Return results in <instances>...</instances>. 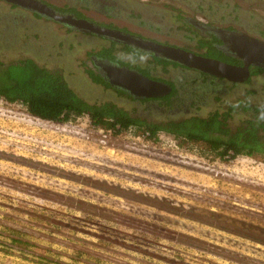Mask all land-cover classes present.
I'll return each mask as SVG.
<instances>
[{
  "label": "rangeland",
  "instance_id": "obj_1",
  "mask_svg": "<svg viewBox=\"0 0 264 264\" xmlns=\"http://www.w3.org/2000/svg\"><path fill=\"white\" fill-rule=\"evenodd\" d=\"M40 1L60 10L80 3ZM152 4L143 9L162 18L155 24L75 10L103 26L204 51L208 39L187 37L185 20L173 16L183 7ZM0 43L8 44L3 61L30 57L60 70L89 102L134 108L85 71L104 41L0 0ZM226 95L222 107L238 98L264 105V74ZM244 118L235 114L233 125ZM136 130L117 134L88 116L43 121L0 99V264H264V156L220 158L167 133L155 139Z\"/></svg>",
  "mask_w": 264,
  "mask_h": 264
},
{
  "label": "flooded vegetation",
  "instance_id": "obj_2",
  "mask_svg": "<svg viewBox=\"0 0 264 264\" xmlns=\"http://www.w3.org/2000/svg\"><path fill=\"white\" fill-rule=\"evenodd\" d=\"M75 2L74 0H72ZM123 3L121 0H79L80 3L70 4L69 10L67 12L56 11L54 6H50L48 3L46 5L55 8L54 10L57 13L61 14H71L78 19H85L93 24H96L101 27L108 28L114 31H120L122 33L132 35L134 37L153 41L161 45H166L172 48H178L187 52L194 53L203 57L210 59L218 60L228 64L242 66L243 62L236 58L231 51V43L241 36H250L256 39L264 40V17H261V14L264 10V0H126ZM161 2L163 5L172 4L181 6L184 9L180 11L177 16L173 14L176 19L185 20L186 23V36L187 37H199L206 38L207 41H201L200 49L204 50L203 52L199 51L196 48L184 47L180 45H174L170 42H164L154 38H146L142 34L134 33L130 30L120 28V27H111L103 26L101 23H97L96 18L89 19L84 15H79L74 12V9H85L96 14L103 12L108 18H113L119 20L125 16L131 21V23L149 22L156 23V21L162 20V18L153 16L146 12L144 7H155L153 2ZM244 1L243 3H241ZM251 2L249 6L245 7L243 4L246 2ZM259 6V7H258ZM160 7V6H158ZM166 8V6H163ZM30 10V9H29ZM32 11V10H31ZM184 11L192 13L194 17H188ZM166 13V12H165ZM166 15V14H165ZM49 19V18H48ZM89 19V20H88ZM53 20V19H51ZM54 21V20H53ZM56 22V21H55ZM138 26V25H137ZM191 30H190V28ZM73 28V27H71ZM76 29V28H75ZM79 30V29H78ZM78 33H81L85 36H91L95 39L104 41V46L99 47L97 51L105 52L99 56H89V60L92 66L96 69V72L108 83L107 70L103 66H117L121 68H126L145 78L158 82L170 87V91L166 92L163 95L157 97H146V96H136L129 92L126 89L120 88L118 86H113L124 92L130 93L132 99L129 98L126 94L116 92L120 97H124L126 100L131 102L135 108L132 107L128 111L132 114V117L140 118L147 121H159V114L165 115L168 111L169 115L176 116V111H183V113L191 114L198 113L203 109H207L211 104H215L214 101L208 97V94L215 92L217 96L219 95L222 98H225L226 93L231 90L240 89L248 85L252 77L257 75H252V69L250 67V77L243 81H231L225 77H220L213 75L204 71H201L197 68L186 66L182 63L169 60L162 56H157L156 54L140 49L138 47L132 46L136 49L139 55L127 51V48L121 43L115 41L108 37H103L91 32H85L79 30ZM211 49H214L226 56L223 58H216L208 56L211 52ZM112 56L116 59H113ZM162 60L163 62H158ZM254 70V68H253ZM264 72L258 74L261 75ZM101 85V84H99ZM176 89L177 93H173V89ZM183 98V100H182ZM182 100V101H181ZM202 100V101H201ZM164 102V103H160ZM168 102L169 105H166ZM199 102H204L201 103ZM211 104H210V103ZM184 105V108L181 110ZM200 105V108H199ZM169 107V109H168ZM212 107V106H211ZM171 109V110H170ZM213 109V108H212ZM137 111V113H136ZM181 114V112H178ZM142 114V115H141ZM200 114V113H198Z\"/></svg>",
  "mask_w": 264,
  "mask_h": 264
},
{
  "label": "trees",
  "instance_id": "obj_3",
  "mask_svg": "<svg viewBox=\"0 0 264 264\" xmlns=\"http://www.w3.org/2000/svg\"><path fill=\"white\" fill-rule=\"evenodd\" d=\"M9 4L12 7L26 10L35 17L51 20V18L48 19L38 12L16 4ZM55 10L67 12L69 9L60 10L56 8ZM74 12H76L75 9ZM58 23L66 27L68 32L79 31L67 24ZM7 46L6 43H0V57L5 53ZM124 47L127 48V51L139 55L134 47L129 45H124ZM104 53L103 51L91 52L89 55L90 57L99 56ZM208 56L226 58L214 49H211ZM112 58L116 59L113 56ZM154 58L158 62H163L158 60L159 58L156 56ZM251 69L252 75L264 72L262 67L251 66ZM85 71L94 83L133 98L130 93L115 88L106 82L94 67H85ZM172 92L177 93L175 88ZM207 98L212 99L215 104L225 103L224 99L219 95L217 96L215 92L208 94ZM0 99L9 106H24L31 116L43 121L67 123L88 116L91 123L100 129L110 130L118 134L134 127L135 130H142L143 134L148 133L146 135L148 138L155 139L160 132H164L173 136L181 146L192 144L202 148L205 152H216L220 158H224L226 155L235 158L242 154L264 156V105L246 99L238 98L232 103L223 105V107L218 104L206 116L176 111V116L173 118L168 114L171 111L167 110L165 115H158L161 118L159 121H147L132 117L128 109L114 101L93 103L85 100L68 84L60 70L49 69L30 57L12 61L0 59ZM165 103L169 105L168 102ZM183 108L184 105L182 108L179 107L181 110ZM239 113L244 114L246 118L234 126L232 120L234 115Z\"/></svg>",
  "mask_w": 264,
  "mask_h": 264
},
{
  "label": "water",
  "instance_id": "obj_4",
  "mask_svg": "<svg viewBox=\"0 0 264 264\" xmlns=\"http://www.w3.org/2000/svg\"><path fill=\"white\" fill-rule=\"evenodd\" d=\"M8 3L16 4L20 7L38 12L54 21L69 25L70 27L91 32L103 37L111 38L115 41L138 47L152 52L157 56L165 57L182 63L186 66L197 68L201 71L225 77L231 81L243 82L250 77V67L257 66L264 68V40L250 36L237 37L231 43L232 54L243 62L242 66H236L210 59L181 49L161 45L153 41H148L110 30L105 27L93 24L85 19H78L71 14L57 13L53 8L40 0H4ZM109 75L107 80L114 86L126 89L136 96L157 97L170 91L168 85L151 81L144 76L126 68L117 66H103Z\"/></svg>",
  "mask_w": 264,
  "mask_h": 264
},
{
  "label": "built area",
  "instance_id": "obj_5",
  "mask_svg": "<svg viewBox=\"0 0 264 264\" xmlns=\"http://www.w3.org/2000/svg\"><path fill=\"white\" fill-rule=\"evenodd\" d=\"M146 135H148V133Z\"/></svg>",
  "mask_w": 264,
  "mask_h": 264
}]
</instances>
